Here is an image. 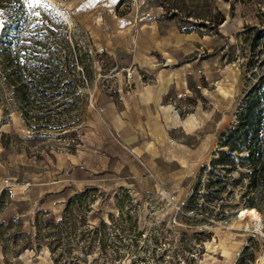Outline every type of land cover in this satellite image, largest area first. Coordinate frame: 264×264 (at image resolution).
<instances>
[{
    "label": "rangeland",
    "instance_id": "rangeland-1",
    "mask_svg": "<svg viewBox=\"0 0 264 264\" xmlns=\"http://www.w3.org/2000/svg\"><path fill=\"white\" fill-rule=\"evenodd\" d=\"M0 19V264H264V214L212 209L199 178L263 68L264 0H0ZM13 56L25 82L58 56L68 75L21 100Z\"/></svg>",
    "mask_w": 264,
    "mask_h": 264
},
{
    "label": "trees",
    "instance_id": "trees-1",
    "mask_svg": "<svg viewBox=\"0 0 264 264\" xmlns=\"http://www.w3.org/2000/svg\"><path fill=\"white\" fill-rule=\"evenodd\" d=\"M198 15L189 13L187 17H198L200 24L207 21V24L216 27L217 15L213 20H206ZM263 38L264 31H256V37L250 44L253 55L257 51V55L264 56ZM55 59L56 64L49 68L43 70L39 66L27 73L32 77L28 81L33 83L35 90L40 89V94L46 93L48 89H60L61 82L68 75L66 68H59L60 64L65 65L66 62L61 63L60 56ZM7 62L8 68H12L9 80L13 91L18 98L25 99L28 93V81L21 79V62L18 61L17 56H13ZM253 66L254 64L249 65V71ZM261 67L263 68L258 73L260 75L252 73L253 80L238 101L235 119L220 132L209 162L199 168V178L204 174L210 177L206 187L212 190L208 193L210 197L206 201L212 209L229 207V216L234 210L243 208H255L259 213L264 214V60ZM42 97L44 95L40 96L41 101L31 103L34 109L49 107ZM30 118L35 121L38 119ZM58 124H62V121ZM201 186L199 181L195 194L200 193L198 189ZM195 204L198 205V202L195 201ZM215 217L222 219V212H216Z\"/></svg>",
    "mask_w": 264,
    "mask_h": 264
},
{
    "label": "bare ground",
    "instance_id": "bare-ground-1",
    "mask_svg": "<svg viewBox=\"0 0 264 264\" xmlns=\"http://www.w3.org/2000/svg\"><path fill=\"white\" fill-rule=\"evenodd\" d=\"M160 108L164 112L165 117L167 119H169L170 121H172L174 123L180 122V116L177 112L174 111V108L172 107V105H161ZM157 208H156L157 213H155L154 215H157L158 219H161L164 217L165 213L160 211L159 208H158L159 210H157ZM162 210H164V209H162ZM238 216H239V218H244V217L248 216L250 218V220L252 222H254L255 224H257L261 221V216L255 208H250V209L243 208V209L239 210ZM220 245H221L220 246L221 256L227 255L228 254V248L226 246H223L222 244H220ZM217 246H218V244L207 245V250H206L207 255H210L211 258H215L213 255H216V252L214 250L217 249ZM215 259H217V258H215Z\"/></svg>",
    "mask_w": 264,
    "mask_h": 264
},
{
    "label": "snow or ice",
    "instance_id": "snow-or-ice-1",
    "mask_svg": "<svg viewBox=\"0 0 264 264\" xmlns=\"http://www.w3.org/2000/svg\"><path fill=\"white\" fill-rule=\"evenodd\" d=\"M44 0H26V3L29 7H32L34 5H43ZM36 15H39V13H36ZM6 21L4 19H0V30H3L5 27Z\"/></svg>",
    "mask_w": 264,
    "mask_h": 264
},
{
    "label": "built area",
    "instance_id": "built-area-1",
    "mask_svg": "<svg viewBox=\"0 0 264 264\" xmlns=\"http://www.w3.org/2000/svg\"><path fill=\"white\" fill-rule=\"evenodd\" d=\"M106 223V222H105ZM181 261V260H180Z\"/></svg>",
    "mask_w": 264,
    "mask_h": 264
}]
</instances>
